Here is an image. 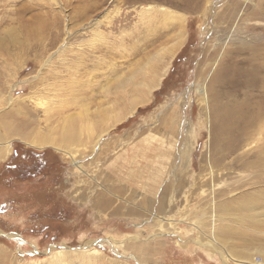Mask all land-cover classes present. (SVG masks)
I'll return each mask as SVG.
<instances>
[{"label": "rangeland", "instance_id": "1", "mask_svg": "<svg viewBox=\"0 0 264 264\" xmlns=\"http://www.w3.org/2000/svg\"><path fill=\"white\" fill-rule=\"evenodd\" d=\"M134 48V63L158 55L169 67L126 116L113 68L128 76ZM66 99L89 110L76 162L20 137L60 142ZM0 119L15 130L0 161V264L264 259V0H0ZM240 201L262 226L241 219Z\"/></svg>", "mask_w": 264, "mask_h": 264}, {"label": "bare ground", "instance_id": "2", "mask_svg": "<svg viewBox=\"0 0 264 264\" xmlns=\"http://www.w3.org/2000/svg\"><path fill=\"white\" fill-rule=\"evenodd\" d=\"M26 8H27V10L29 9L28 7H26ZM147 13L149 15H151V14L152 15H154V14L161 15L166 21L174 19L172 14L167 13V12H163V11L149 10V11H147ZM177 35H178L177 43H175L172 48L166 50L167 54H165L164 57L167 56V55H172L173 56V54L176 52V50L181 47L182 42H183L182 41V39H183L182 31H180ZM145 45L146 46L142 49V53H140V54H143L144 51L147 49L146 47L150 46L151 43L148 42ZM138 52L139 51L137 49L136 50H135V48L133 49V52L131 54L132 57L130 56L131 57V61H129V62H130V66H134V68H133L132 72L130 71V74L128 76H126V77L124 76L125 77L124 79L122 78V75L118 73V70L116 71L115 70L116 68H113V70H114L113 72H115L114 82H115V88H116L115 90L117 91L116 93L121 94V95H126L125 97L127 98V101H128V104H127L128 105V107H127L128 110L125 111V113H124L126 116L131 114V113H133V110H134V108L137 105L143 104V103H145L147 101V97L149 96V94L155 88H157L160 85V83L163 81L164 73L167 70V68L169 67V66H165V64L163 62H158L156 60V59H158V55H155V57L149 58V57H146L147 54H145L146 56H144V58H143L144 60L143 59L140 60V62H139L140 64L138 65V64L134 63L135 62L134 58L136 57ZM112 55L114 56L115 53L113 52ZM135 64L138 66V68H137V66ZM255 71L257 73H259V71H258V69L256 67H255L254 72ZM100 88L103 89V87H100ZM216 99L217 98L215 96L214 100H216ZM66 100H63L60 103L61 104L60 105V109H62V111H63V112L60 111L61 112V116H60L59 126H62L61 133H60V136H59V141L60 142L55 141V137L54 138L49 137L50 135L49 136L40 135L36 139H30L28 136H23V135L20 136V137H22V139L25 140L26 144H28L29 146H32L34 148L43 149L45 147L52 146V147H54L53 149H56L57 151L65 153L67 156H69L71 158V161L76 162L75 161V155H76V153L78 151L77 149L79 147H81V146H85L83 144L84 142L82 140V136L84 134V131H86L89 128V126L86 125L85 120H84L85 116H87V114L89 113V110L86 109L84 105H81L80 102L77 99H73L74 100L73 103H71L72 101H68V100L66 101ZM121 101H122L121 98L115 99L114 100V105H118L119 103H121ZM71 104L74 107H78V108L80 107L81 113L80 112H78V113L76 112V113H68L67 114L66 111H68L71 108ZM52 107H54V106H52ZM82 113H83V115H82ZM64 114H67V115H64ZM124 114H123V116H124ZM230 115H231V112L228 109L221 108V107L218 108V106H217V110L214 112L215 120H217V121L227 122L231 118ZM233 117H234V115L232 116V118ZM259 118H262V116H259ZM120 119H121V117H120ZM120 119H119V117H116V119L114 121H119ZM244 122H245V124H244L245 127L249 128L251 126L249 121H244ZM0 129L6 130L4 135L2 134V132H0V161H3L9 154H11V151H12L11 150L12 149L11 148V146H12L11 145V141H6V142H3V141H4V139L7 136L15 133V130L10 129L7 126L5 127L4 126V121H2L1 119H0ZM246 129L241 130L242 134H244V135L246 134ZM88 130H91V129H88ZM18 134H20V133L18 132ZM93 141H95V140H93ZM75 166H76L77 169H81V167H79V165H75ZM236 202H237V200L224 202L217 209H218L219 213L229 216V214H231V212H232V210H231L232 207H230L229 204L236 203ZM101 205L102 204H100V206ZM105 206H106V204H104L102 207H105ZM160 206L161 207L159 208V210H161V211H159V212H162L163 211L162 210L163 206L162 205H160ZM235 209H236V211H240V212H242L244 214V215L240 216L241 219H247V222H250L253 226H255V225L258 226V224L260 226H262L253 217H250V216L246 215V214H249V212L251 210H255V204L254 203L249 202V201H240L238 203V205L235 206L234 210ZM218 217H219V215L217 216V213L215 211L214 214H212V218L216 221V219H219ZM227 218H229V217H227ZM232 218L235 220V219H238V216L235 215ZM226 228H228V227H226ZM257 228H259V227H257ZM227 232H226V234H227ZM215 235H216V229L211 234L210 239L216 246H218V242H217L218 240L216 241V237H219V236L215 237ZM221 236H223V235H221ZM219 238H221V237H219ZM221 239L223 240V238H221ZM260 249L256 250L254 253H259V254L262 255V257H264V246L262 248H260ZM132 253H134V252H132ZM234 253H236V252H234ZM135 254H136V252H135ZM224 254L228 256V259L225 258L228 261H229V259H234L235 260V258L231 257L229 254H227V253H224ZM252 254H253V252H252ZM55 255L58 256V257L59 256L60 257L61 256L62 257L65 256L66 257V256H69V253H67V252H59L58 251V252H56L53 255L54 258H55ZM139 255H140V253H139ZM231 255H233V254H231ZM248 255H249V253H248ZM250 255H251V253H250ZM248 257H251V256H248ZM248 257H245V256L242 257V258H247L248 262H245V264H264V259H261L259 261H255L254 259H252V257L251 258H248ZM59 260H61V259H59Z\"/></svg>", "mask_w": 264, "mask_h": 264}]
</instances>
